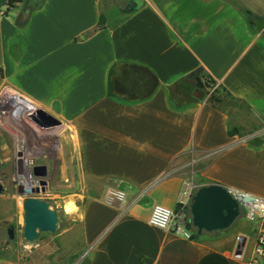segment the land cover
Here are the masks:
<instances>
[{"label":"crops","instance_id":"1","mask_svg":"<svg viewBox=\"0 0 264 264\" xmlns=\"http://www.w3.org/2000/svg\"><path fill=\"white\" fill-rule=\"evenodd\" d=\"M7 1L0 92L24 101L0 102L3 197L22 207L16 155L34 156L59 218L46 264H248L258 222L242 213L198 239L148 217L174 209L187 178L264 197V0ZM202 74L228 94L220 108ZM34 109L59 124L38 127ZM107 187L126 192L123 208ZM0 264L43 262L5 252Z\"/></svg>","mask_w":264,"mask_h":264},{"label":"water","instance_id":"2","mask_svg":"<svg viewBox=\"0 0 264 264\" xmlns=\"http://www.w3.org/2000/svg\"><path fill=\"white\" fill-rule=\"evenodd\" d=\"M197 86L203 88L200 79L196 77ZM32 123L43 129H49L59 124V121L44 112L42 109H34L27 114ZM18 154L17 165L20 167L22 158ZM43 166L37 165L33 168V174L42 176ZM41 191H45V183L41 181ZM22 187L17 191L22 192ZM38 189H36L37 191ZM4 186L0 182V193ZM23 208V231L22 235L26 241H33L39 232L54 233L58 228V215L50 207L47 200L37 196H27L22 200ZM191 222L197 229V233L203 231H216L229 228L241 217L238 202L231 196L227 188L218 183H210L199 186L194 192L190 203ZM13 229L8 227V238L13 239ZM244 239H239L236 246V254L240 255L244 246Z\"/></svg>","mask_w":264,"mask_h":264},{"label":"built area","instance_id":"3","mask_svg":"<svg viewBox=\"0 0 264 264\" xmlns=\"http://www.w3.org/2000/svg\"><path fill=\"white\" fill-rule=\"evenodd\" d=\"M0 14H3L1 10ZM205 80L209 82L210 86L208 89L211 93L217 85L208 76L205 77ZM5 93L7 92L1 91L0 97ZM3 102L1 101V103ZM18 154L16 155V162L19 157ZM20 157L22 158V164L20 167L17 165L14 174L16 195L22 200L27 196L40 197L44 191H41V178L33 174V168L37 166L35 157L24 154H21ZM18 187H22L23 190L21 193L17 191ZM197 188L198 186L195 185L192 179H185L178 192L175 208L171 209L159 204L154 205L148 217V222L166 231L189 235L186 229V221L188 218V210H190L191 199ZM226 188L238 202L240 211L244 214L245 218L258 222L255 246L248 259V264H264V197L237 188ZM36 189L38 190L36 191ZM126 197L125 191L115 187H107L103 200L106 204L123 208ZM82 256L78 260L82 259Z\"/></svg>","mask_w":264,"mask_h":264},{"label":"rangeland","instance_id":"4","mask_svg":"<svg viewBox=\"0 0 264 264\" xmlns=\"http://www.w3.org/2000/svg\"><path fill=\"white\" fill-rule=\"evenodd\" d=\"M3 159L4 155L0 149V182L4 186V191L0 193V247L3 246L7 253L17 252L28 259L34 258L36 261L40 260L43 264H46L51 254L49 247L45 245L49 243L51 237L58 229L54 233L39 232L38 236L33 241H26L23 238L22 207L18 206V208H16L10 200L8 201L6 197H3V195H8L10 190L13 189L8 166ZM11 214L13 218L6 220L5 218ZM234 224L235 222L229 228L231 229ZM8 227L13 229L14 237L12 240L8 238Z\"/></svg>","mask_w":264,"mask_h":264},{"label":"trees","instance_id":"5","mask_svg":"<svg viewBox=\"0 0 264 264\" xmlns=\"http://www.w3.org/2000/svg\"><path fill=\"white\" fill-rule=\"evenodd\" d=\"M21 0H8L6 2V7H10V6H13L15 3L17 2H20ZM36 4V5H35ZM34 5L32 6H29L28 7V12H30L31 10H33L35 8V6H37V3H35ZM102 23V18H100V21H99V25H101ZM205 75L202 74L201 77H199L200 79V82L202 83L203 85V88H209V82L207 80H205ZM211 82V80H210ZM212 82H214L212 80ZM228 94L227 93H223L222 90L219 89V87H216L211 93H210V96H209V100L210 102L212 103V105L220 108L224 102V98L227 96ZM229 133L231 134V131H229ZM191 213H190V210H188V218H187V221H186V229L189 231L190 230V237L193 238V239H198L200 237H203V236H212L214 234H216L218 232V230L216 232H213V231H210V232H207V231H203L201 234H198L197 233V229L193 226L192 222H191ZM228 230L227 229H224V230H219V231H226ZM204 232H207V233H204ZM213 232V233H212ZM3 246L0 247V251H1V248ZM5 253V251L3 252H0V256L3 255ZM83 262V261H82ZM82 262H80L79 264H83ZM86 262L84 261V264Z\"/></svg>","mask_w":264,"mask_h":264},{"label":"bare ground","instance_id":"6","mask_svg":"<svg viewBox=\"0 0 264 264\" xmlns=\"http://www.w3.org/2000/svg\"><path fill=\"white\" fill-rule=\"evenodd\" d=\"M1 101H24L23 99H18V98H14V96H12L9 93H5L0 97V102ZM23 110V109H22ZM19 113V112H18Z\"/></svg>","mask_w":264,"mask_h":264},{"label":"flooded vegetation","instance_id":"7","mask_svg":"<svg viewBox=\"0 0 264 264\" xmlns=\"http://www.w3.org/2000/svg\"><path fill=\"white\" fill-rule=\"evenodd\" d=\"M217 231V230H216Z\"/></svg>","mask_w":264,"mask_h":264}]
</instances>
